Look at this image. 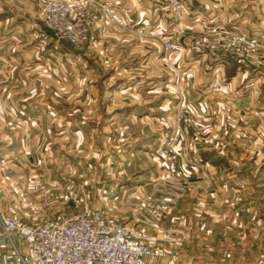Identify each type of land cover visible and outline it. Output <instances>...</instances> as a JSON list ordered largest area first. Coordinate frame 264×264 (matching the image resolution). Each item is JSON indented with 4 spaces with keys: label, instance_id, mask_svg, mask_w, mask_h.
I'll list each match as a JSON object with an SVG mask.
<instances>
[{
    "label": "crops",
    "instance_id": "obj_1",
    "mask_svg": "<svg viewBox=\"0 0 264 264\" xmlns=\"http://www.w3.org/2000/svg\"><path fill=\"white\" fill-rule=\"evenodd\" d=\"M98 1L111 2L123 28L116 29L114 24L100 18L99 27L88 35L79 52L63 48V43L46 44L39 39L34 50L39 51L41 57L36 65L40 67L50 63L53 68L50 82L54 85L58 86L68 79L71 102L78 100V90L84 92L82 98L87 103L93 97L96 101L105 100L108 103L116 99L121 104L116 111L126 116L130 114L140 124L138 147L148 150L156 145L159 133L173 127L169 106H173L176 88L190 107L194 120V128L188 132V152L186 156H181V171L187 184L185 197H199L197 229L221 231L223 235L227 231L233 232L232 238L219 236L221 240L217 242L220 246L254 247L252 240L257 239L264 248V189L254 190L246 185L245 189L237 190L228 185L237 182L233 165L250 163V160L237 157L239 148L245 153L257 151L260 159H256V163L264 168V49L244 62L232 57L213 61L206 54H192L186 44L187 37L209 35L215 30L225 29L251 33L264 39V0H181L186 36H174L176 50L165 63L159 58L162 49L159 38L171 35L170 27L174 20L160 11L158 0ZM39 2L26 0L22 6L33 10ZM12 7L6 0H0L2 36L15 41L16 37H20L15 33L25 37L38 33L29 30L36 28V20L29 15H18ZM139 29L144 31V36L137 34ZM100 39L102 41H98ZM100 42L102 46L98 49ZM8 50L0 48V53L7 55ZM16 54L20 55L19 51ZM105 65H108L109 73L107 79L101 82L99 74L106 68ZM129 70L133 71L132 75L126 74ZM178 78L180 82H175ZM100 82L105 87L106 83L107 87L109 82L113 84L111 92L102 91L98 98L94 91L90 93L88 90L99 86ZM160 94L164 96L158 99ZM19 117L25 116H15L16 119ZM53 128H28L32 138L23 130L20 133L21 146L18 142H8L10 150L17 154L0 157V215L24 224L20 221L19 211L21 207L29 210L30 205L26 203L28 200L21 199L19 189L15 191L12 188L16 183L30 182L36 170L29 167L35 163L37 171H41L37 177L43 178L45 171L41 167H45L46 159L53 158L47 152L49 139L44 138V133ZM75 129L70 128L68 134L66 129L52 130L53 134L59 133L53 143L61 145L69 141L71 148L78 153L86 148L88 150L89 133L82 127ZM73 131L76 136L71 138L70 132L74 134ZM81 136H85L83 142ZM11 139L18 140L16 137ZM11 139L9 141H13ZM91 151L92 147L88 152ZM186 161L193 165H186ZM261 174L264 176V171ZM256 181L264 183V178H257ZM34 184L39 188L41 186L37 182ZM188 224L190 229V222ZM238 255L237 251L235 256ZM234 262H239L238 257Z\"/></svg>",
    "mask_w": 264,
    "mask_h": 264
},
{
    "label": "rangeland",
    "instance_id": "obj_2",
    "mask_svg": "<svg viewBox=\"0 0 264 264\" xmlns=\"http://www.w3.org/2000/svg\"><path fill=\"white\" fill-rule=\"evenodd\" d=\"M6 1L13 6L12 8L17 10L18 15H29L35 19L36 28H29V30L38 33H30L31 36L28 35L27 37L21 33L19 35L15 33L20 36L16 37L15 41L5 38L0 33V48L10 49L7 51V55L0 53V157H4L6 154L16 156L17 153L10 150L11 147H9L8 142H18V146L20 143L23 144L20 133L26 130L24 133L32 138L33 134H31V130L28 131V128L33 129L34 127L41 128V130L45 127H54L52 130L55 129L56 131L66 129L67 134L72 127L74 130H76V127H82L84 131L89 133L88 150L92 147L91 152H88L86 148L78 153L74 148H71L69 141L63 142L61 145L53 143L59 133L53 134L52 130H49L47 134L44 133V138L49 139L47 140L49 141L47 152L53 156L52 159H49L50 162L46 159L45 167H41L45 171V175L43 178L37 177L41 171H37V164L35 163L29 167L36 170L35 174L29 179V183L25 180L16 183L14 187H9H13L12 189L15 191L19 189L22 193L21 199L28 200L26 203H29L28 206L30 205L29 210L23 207L20 208V221L26 226H31L72 213L99 211L105 216L118 217L119 221L128 223L132 208L125 202L124 195L136 188L141 190L143 194L150 195L152 182L162 174L164 162L158 151L162 140L174 129L175 103L181 93L175 88L173 106L172 104L169 106L172 110V129L159 133L156 145H153L150 150L138 147L140 124L130 114L126 116L116 111L119 110L121 105L116 99L108 103L105 100L104 102L96 101L93 97L87 103L82 98L84 92L78 90V100L71 102L68 79H64L65 81L58 86L57 84L54 85V82H50V73L53 68L49 62L47 65L38 67L36 64L41 56L39 51L34 50L40 39L42 43L46 44L49 42L56 44L57 42V45H61L63 43V48L66 47L70 51L79 52L88 35L99 27L100 18H103L105 22L114 24L116 29L123 28L122 22L120 25L112 22L99 8L91 6L88 8V15L85 17L95 16L96 24L90 25L80 38L72 40V36L67 34V31H64L61 27L59 28L61 36L57 35L58 37H55L54 34L56 33L49 30L42 20V11L46 0H40L38 6L33 10L23 8L22 4L26 0ZM158 1L157 6L162 9L160 11H163L167 16H171L169 12L163 9L161 1ZM106 3L113 7L111 2ZM57 23L63 24L62 21ZM173 25H175V21ZM139 30H137V34L144 36V31L142 30V33L139 34ZM219 31L221 30H215L213 33L203 36L211 37ZM186 32L185 29L179 35L186 36ZM241 33L252 36L251 33ZM170 34L168 37L162 36L159 38L162 45L159 58L163 63L168 62L170 55L175 52L167 54L166 60H162L164 52L163 38L167 37L173 41L174 36H178V34ZM101 46L102 43L100 42L98 49ZM16 51H19L20 55L16 54ZM261 51L249 56L248 60ZM10 58L13 60L10 61ZM22 60L23 63H21ZM105 66L106 68L102 69L99 74L101 82L108 77V65ZM126 74L132 75L133 71H126ZM67 78L69 77L67 76ZM113 81L115 82L116 79L114 78ZM101 82L99 86L95 85L94 89L88 90L90 93L94 91L98 98L102 91L111 92L113 84L109 82V87H107L106 83L105 87V84H101ZM175 82H180V78L175 79ZM115 91L112 93L116 94ZM158 96L159 99L164 95L160 94ZM23 114L24 118H15V116H23ZM51 115L56 116L53 118ZM70 136L71 138L75 137L76 132L74 134L70 132ZM15 137L18 138L17 141L11 139ZM77 137L79 138V135ZM81 138L83 142L85 136H81ZM9 139L13 141H9ZM84 145L86 144L84 143ZM236 152L237 157L250 160V163L244 162L233 165L232 169L234 170L233 173L237 175V182H234L233 185L228 184L229 187L242 190L247 185L254 190L264 189V183L256 181L257 178L258 180L264 178L261 174L264 168L259 167L256 163V159H260L257 156V151L252 150L245 153L244 150L239 148ZM245 154L248 156H245ZM152 159L155 161H152ZM251 177L254 178L251 179ZM35 182L41 185L40 188L36 187ZM70 193L73 197L69 196ZM11 194H13L12 191ZM184 194L159 222L164 230H178L185 234V240L180 243L164 245L167 250L179 256V264H264V248L260 245L261 241L252 240L255 244L254 247H226L220 246L217 242L221 240L219 236L222 238L224 232L199 231V215L197 214L199 197L191 195L185 197ZM0 217L7 216L0 215ZM188 222H190V229L188 228ZM143 233L148 235L152 232L147 228L143 230ZM231 233L233 232L227 231L226 235L223 236L232 238ZM14 245L17 252L11 246L0 245V264H34L27 257L28 247L25 244L15 242ZM237 251L239 255L235 256ZM20 257L22 259L27 258V260L23 263ZM236 257H238L239 262H234ZM190 258H193L194 261L190 262ZM246 259L248 260L246 261Z\"/></svg>",
    "mask_w": 264,
    "mask_h": 264
},
{
    "label": "built area",
    "instance_id": "obj_3",
    "mask_svg": "<svg viewBox=\"0 0 264 264\" xmlns=\"http://www.w3.org/2000/svg\"><path fill=\"white\" fill-rule=\"evenodd\" d=\"M160 1L175 21L170 33H183L182 1ZM91 6L99 8L112 22L121 24L116 10L98 0H46L42 20L56 33L55 37L61 36V27L76 40L90 25L96 24L95 16L85 17ZM141 33L142 29L139 30ZM186 44L192 54H206L213 61L232 57L244 62L264 49L263 38L226 30L215 32L211 37H187ZM163 45L162 60L165 61L167 54L174 52L176 47L167 37L163 38ZM175 104L174 129L162 140L158 151L164 170L152 182L150 195L143 194L138 188L124 195L125 202L132 208L128 223L99 211L72 213L31 226L0 217V245L15 249V242L25 244L27 257L34 264H179V256L164 245L180 243L185 240V234L164 230L159 224L187 188L182 179L181 156L188 152V132L194 128V120L181 95ZM185 164L193 165L187 161ZM69 196L73 197L71 193ZM147 228L151 234L143 233ZM20 259L23 263L27 260ZM193 261L190 258V262Z\"/></svg>",
    "mask_w": 264,
    "mask_h": 264
}]
</instances>
